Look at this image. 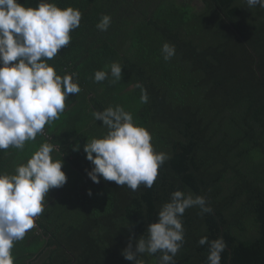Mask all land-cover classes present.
Masks as SVG:
<instances>
[{"label": "trees", "instance_id": "trees-1", "mask_svg": "<svg viewBox=\"0 0 264 264\" xmlns=\"http://www.w3.org/2000/svg\"><path fill=\"white\" fill-rule=\"evenodd\" d=\"M18 2L35 8L40 0ZM48 2L82 13L70 44L47 61L81 91L22 150H0V174L12 175L51 143L67 177L46 194L36 226L15 242L14 264H134L123 250L147 239L176 190L205 197L211 212L185 211L175 264H209V244H198L204 236L226 242L221 264H264V8L244 0ZM105 14L112 22L100 31ZM164 43L175 48L168 60ZM113 62L122 66L114 83ZM97 70L108 78L95 82ZM117 105L150 133L154 151L169 157L151 188L132 191L87 175L93 165L84 145L108 131L92 113ZM160 256L145 252L137 260L160 264Z\"/></svg>", "mask_w": 264, "mask_h": 264}, {"label": "clouds", "instance_id": "clouds-1", "mask_svg": "<svg viewBox=\"0 0 264 264\" xmlns=\"http://www.w3.org/2000/svg\"><path fill=\"white\" fill-rule=\"evenodd\" d=\"M251 8H264V0H244ZM82 13L72 7L59 8L48 0H40L35 8L25 7L18 0H0V150L10 147L22 150L26 141L35 140L46 124L59 119L70 94L81 89L72 75L61 77L47 61L71 42L70 32L79 27ZM111 17L103 15L96 27L107 31ZM163 58L175 55V48L162 45ZM110 75L116 82L122 78V66L113 62ZM109 73L94 72V81H105ZM141 102L147 103L142 89ZM94 120L102 121L108 131L102 138H93L84 145L86 159L93 167L87 175L94 183L113 181L136 191L141 185L151 188L159 168L169 159L157 153L151 135L134 125L131 113L121 106H109L93 111ZM55 146L43 143L26 163L18 165L15 174H0V264H14L12 249L33 229L35 219L44 211L45 196L52 188L62 187L67 180L62 161L54 160ZM73 150H78L74 147ZM95 154V155H94ZM91 195V191L88 192ZM201 214L210 213L203 196L176 190L170 201L163 204L157 220L147 227V239L139 238L123 250L122 255L134 264L138 254L161 253L160 264H175V256L184 242L181 217L192 207ZM198 244H209V264H221V253L227 244L222 237L208 241L201 237Z\"/></svg>", "mask_w": 264, "mask_h": 264}, {"label": "rangeland", "instance_id": "rangeland-1", "mask_svg": "<svg viewBox=\"0 0 264 264\" xmlns=\"http://www.w3.org/2000/svg\"><path fill=\"white\" fill-rule=\"evenodd\" d=\"M197 2V1H196ZM199 2V1H198ZM36 220V219H35Z\"/></svg>", "mask_w": 264, "mask_h": 264}]
</instances>
